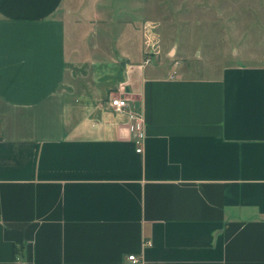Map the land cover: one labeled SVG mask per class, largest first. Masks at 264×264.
Wrapping results in <instances>:
<instances>
[{
	"label": "crops",
	"instance_id": "obj_1",
	"mask_svg": "<svg viewBox=\"0 0 264 264\" xmlns=\"http://www.w3.org/2000/svg\"><path fill=\"white\" fill-rule=\"evenodd\" d=\"M82 1L0 0V264H264V62L147 64Z\"/></svg>",
	"mask_w": 264,
	"mask_h": 264
},
{
	"label": "rangeland",
	"instance_id": "obj_2",
	"mask_svg": "<svg viewBox=\"0 0 264 264\" xmlns=\"http://www.w3.org/2000/svg\"><path fill=\"white\" fill-rule=\"evenodd\" d=\"M83 1L91 7L90 0ZM93 1L101 18L139 26L145 47L157 52L145 57L159 54L166 63L176 61L173 69L184 63L190 76H213L225 65L264 62V0ZM77 5L73 7L78 10ZM137 44L133 42L134 50Z\"/></svg>",
	"mask_w": 264,
	"mask_h": 264
},
{
	"label": "built area",
	"instance_id": "obj_3",
	"mask_svg": "<svg viewBox=\"0 0 264 264\" xmlns=\"http://www.w3.org/2000/svg\"><path fill=\"white\" fill-rule=\"evenodd\" d=\"M154 48L155 47H153V49H151V51L148 53H157L155 52ZM150 61H151L150 57H148L146 59V63L148 64L150 63ZM109 106L118 112H129L128 114L130 117V124H131L130 130L134 134V137H135V143L137 146L136 151L138 153H142L143 146H144V140H145V137H144L145 126H144L143 119L129 110L130 104H129L128 99L126 98H123L120 96L112 97L111 99H109ZM128 261H131L133 264H138L139 262H141V258L136 255H130L128 257Z\"/></svg>",
	"mask_w": 264,
	"mask_h": 264
},
{
	"label": "trees",
	"instance_id": "obj_4",
	"mask_svg": "<svg viewBox=\"0 0 264 264\" xmlns=\"http://www.w3.org/2000/svg\"><path fill=\"white\" fill-rule=\"evenodd\" d=\"M147 54V53H146Z\"/></svg>",
	"mask_w": 264,
	"mask_h": 264
}]
</instances>
